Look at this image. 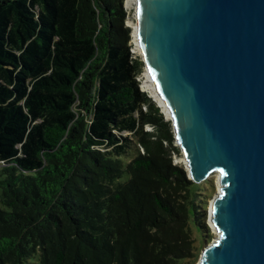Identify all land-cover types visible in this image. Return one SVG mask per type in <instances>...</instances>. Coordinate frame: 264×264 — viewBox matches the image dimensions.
<instances>
[{
	"label": "trees",
	"instance_id": "16d2710c",
	"mask_svg": "<svg viewBox=\"0 0 264 264\" xmlns=\"http://www.w3.org/2000/svg\"><path fill=\"white\" fill-rule=\"evenodd\" d=\"M125 1L0 0V264H198L209 244Z\"/></svg>",
	"mask_w": 264,
	"mask_h": 264
},
{
	"label": "water",
	"instance_id": "95a60500",
	"mask_svg": "<svg viewBox=\"0 0 264 264\" xmlns=\"http://www.w3.org/2000/svg\"><path fill=\"white\" fill-rule=\"evenodd\" d=\"M135 19L189 180L220 174L198 264H264V0H135Z\"/></svg>",
	"mask_w": 264,
	"mask_h": 264
},
{
	"label": "rangeland",
	"instance_id": "374dc122",
	"mask_svg": "<svg viewBox=\"0 0 264 264\" xmlns=\"http://www.w3.org/2000/svg\"><path fill=\"white\" fill-rule=\"evenodd\" d=\"M127 1L128 0L125 1V9H126L128 16H129L128 21H127V27H129L132 30V38H133V31H134V28L136 26L135 5L128 4ZM132 45H133V51L132 52L141 58L140 53H139L136 45L134 44V38L132 40ZM145 73H146V70H145V67H143L142 73L139 77V80L141 82V88L144 92H146L145 88H144L145 87V81H146ZM147 95L152 99V101L156 104V106L159 107L158 103H156V101L151 97V95L149 93H147ZM161 113L163 114L162 109H161ZM146 130L151 131V128L147 127ZM173 146L178 149V151L173 154L174 163L176 165L183 167L186 170V165L184 164L185 158L183 156L182 150L177 146L176 142H174ZM219 183H220V174L215 172V173H212L205 181L198 184V185H201L200 192H199L200 197L203 201L208 203V206H209L208 210L210 208V203L212 202L213 198L218 194V192L220 190L219 189V185H220ZM208 210H207V213L209 212ZM206 224H207L208 228L210 229V233L209 234L207 233L208 235H211V238L209 237L210 238L209 244H210L214 239H216L219 236V234L214 230L213 226L211 225L210 219H209V214H207ZM206 246H207V244H206Z\"/></svg>",
	"mask_w": 264,
	"mask_h": 264
},
{
	"label": "bare ground",
	"instance_id": "6f19581e",
	"mask_svg": "<svg viewBox=\"0 0 264 264\" xmlns=\"http://www.w3.org/2000/svg\"><path fill=\"white\" fill-rule=\"evenodd\" d=\"M127 2H128V4L135 5V0H128ZM145 79H146V81H145V87L144 88H145L146 93H149L151 95V97L156 101V103H158L159 105H161L162 108H163V103H162L160 97L158 96L157 91H156V88H155V85L152 82L151 77L149 76V74H148L147 71L145 73ZM163 109L165 110V108H163ZM184 164L186 165V162H184ZM219 189H221V186L220 185H219ZM210 211H211V206L209 208V213H210ZM214 230H215V228H214Z\"/></svg>",
	"mask_w": 264,
	"mask_h": 264
}]
</instances>
